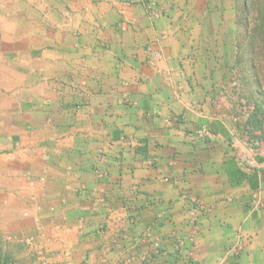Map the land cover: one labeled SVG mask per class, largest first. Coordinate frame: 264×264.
Wrapping results in <instances>:
<instances>
[{"label": "crops", "instance_id": "obj_1", "mask_svg": "<svg viewBox=\"0 0 264 264\" xmlns=\"http://www.w3.org/2000/svg\"><path fill=\"white\" fill-rule=\"evenodd\" d=\"M236 15L0 0V264H264Z\"/></svg>", "mask_w": 264, "mask_h": 264}, {"label": "rangeland", "instance_id": "obj_2", "mask_svg": "<svg viewBox=\"0 0 264 264\" xmlns=\"http://www.w3.org/2000/svg\"><path fill=\"white\" fill-rule=\"evenodd\" d=\"M252 1L254 8L246 15L241 9L242 0H237V73L244 95L253 96L250 101L264 108V0Z\"/></svg>", "mask_w": 264, "mask_h": 264}, {"label": "trees", "instance_id": "obj_3", "mask_svg": "<svg viewBox=\"0 0 264 264\" xmlns=\"http://www.w3.org/2000/svg\"><path fill=\"white\" fill-rule=\"evenodd\" d=\"M253 8H254V3L252 0H242L241 9L245 12L246 15L247 12L252 11ZM237 10L239 11V7ZM245 26H246L245 28L247 29L248 27L247 19ZM237 45L239 50L240 44L238 43ZM263 123H264V108L261 106V104L255 103L252 111L248 114L245 121V125L248 127L247 129L248 132H251L252 130H256V129L258 130Z\"/></svg>", "mask_w": 264, "mask_h": 264}, {"label": "built area", "instance_id": "obj_4", "mask_svg": "<svg viewBox=\"0 0 264 264\" xmlns=\"http://www.w3.org/2000/svg\"><path fill=\"white\" fill-rule=\"evenodd\" d=\"M248 109H252V106L251 105L248 106L247 110L245 111V115L248 114L247 113ZM234 120L237 121V118L235 117ZM261 136H264V123L262 124V126L258 130L255 131V135L251 138L253 146H256L259 144ZM263 155H264V151H263ZM248 164L253 165V161H249ZM234 249H235L236 253H238L239 250L241 249V247L236 246V247H234Z\"/></svg>", "mask_w": 264, "mask_h": 264}]
</instances>
